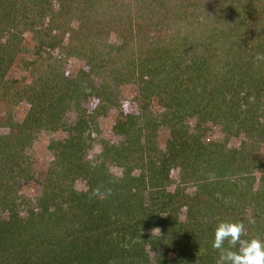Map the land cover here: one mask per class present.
Segmentation results:
<instances>
[{
    "label": "rangeland",
    "instance_id": "374dc122",
    "mask_svg": "<svg viewBox=\"0 0 264 264\" xmlns=\"http://www.w3.org/2000/svg\"><path fill=\"white\" fill-rule=\"evenodd\" d=\"M10 1L15 7H10V11L0 10V26H3L0 56H3V65L9 63L0 85V135L17 133L18 128L13 125L23 123L32 108L29 95L46 83L50 90L60 91L65 84L56 82L63 77L82 82L83 88H79L80 94L74 92L76 98L66 100L69 108H65L60 122L51 118V121L43 120L42 126L33 127V136L20 158L22 167L29 169L14 181L6 179L8 170L1 171L0 176L10 187L0 189V220L17 214L27 221L30 213L36 214L43 209L41 202L48 196L49 211L65 213L73 192L89 191L90 182L85 174L61 170L63 146L76 136L75 161L82 165L102 164L96 175L109 178L107 185H112L113 178L128 179L121 189L114 192L110 187L108 193L113 196L118 193L122 201L128 198L126 190L131 188V203L137 206L143 200L142 207H147L146 210L138 207L141 213L133 220L125 215V223L117 227L126 247L136 245L127 253L129 264H141L145 256L155 262L163 253V260L175 259L177 251L173 247L177 235L190 234L193 241L199 235L197 229L203 230L201 226H205L206 231L210 225L212 218H205L208 221L199 225L188 212L197 194L204 197L210 191L224 198L225 207L221 211L225 214L226 207H238L234 219L242 222L245 230L250 229L251 238L264 239L263 232L261 236L258 234L259 224L264 223L262 168L257 167L249 174L229 168L225 178L239 182L238 187L234 184L214 190L211 186L204 190L199 189L195 181L184 182L185 173L191 169H185L181 157L188 155L189 150L178 157L175 147L176 156H171L174 143L179 141L175 129L181 135L186 133L192 144L197 142L194 141L196 136L198 143H217L228 152L247 149L254 143H250L243 132L235 135L232 130L230 134L231 125L217 115L219 112L212 113L210 118L208 114L209 119L205 121L200 120L198 114L194 116L192 109L196 101L190 102L186 97L176 114L184 115V125L173 128L177 101L170 99L174 97L170 95L174 89L184 91L185 86L180 83L190 75L184 62V65L196 67L206 58L212 68L223 66V70L228 71L231 64L221 63L219 58L222 55L225 59L232 44L234 49H241L236 59L242 55L244 60H252L246 56V49L242 52L243 46L249 51L252 44L258 46L256 58H264V45L261 44L264 0ZM7 14H11L9 19ZM178 65L182 66L181 71H173ZM174 76L178 85L170 81ZM247 81V76L236 78L234 88L237 87L240 97L256 103L252 90L251 95L246 92ZM218 83L220 87L223 85L222 81ZM196 86L201 89L200 84ZM262 99L264 103V97ZM241 101L246 102L245 99ZM258 114L264 124V106ZM127 126H131L129 132H123ZM73 128L75 130H70ZM251 153L263 162L264 142ZM164 157L167 158L163 167ZM191 158L194 157L191 155ZM202 163L198 164V174L207 177L208 182L217 180L218 169L205 163L201 166ZM150 167L157 172L154 179H151ZM246 175L254 179L238 181ZM153 183H161V187L155 188ZM163 191L175 194L166 206H162L167 200ZM257 191L261 194L255 197ZM102 195L104 197L105 193ZM4 197L8 199L6 205ZM175 215L186 225L180 229L182 232L173 230L167 237L168 244H162L159 250H153L148 242L142 243L144 239L134 235L136 228L140 233L162 235L164 230L156 224L157 220L168 216L175 218ZM249 218L255 222L249 223ZM49 236L50 241L56 242L55 235ZM246 237L244 234L242 238H250Z\"/></svg>",
    "mask_w": 264,
    "mask_h": 264
},
{
    "label": "trees",
    "instance_id": "16d2710c",
    "mask_svg": "<svg viewBox=\"0 0 264 264\" xmlns=\"http://www.w3.org/2000/svg\"><path fill=\"white\" fill-rule=\"evenodd\" d=\"M35 1L37 2L40 0ZM8 6L9 8L6 9ZM0 7V10L10 11V7H15V3L10 0H1ZM8 15L10 16L11 14H7V16ZM9 16L7 17L8 19L10 18ZM0 29H3V26H0ZM261 44L264 45V38ZM243 48L242 52L246 49V56L252 57V60L248 59L246 61L242 55L238 57L239 60L236 59L238 55L237 51L241 49L235 47V50L233 44L230 46L229 50L227 49V56L224 57L225 59H222L223 57L220 54L221 57L219 61L221 63L223 62L226 65L231 64V68L228 71H224L223 66H221V69H215L216 67L212 68L208 63L209 60L206 58L201 62V65L196 67L184 65V62L183 66L190 69V75L184 78L183 82L180 83V86H185L184 91H175L174 89V93H170V95H174V97H170V99L174 102L177 101V106L174 111L175 118L177 119L175 124L172 125L173 128H176L178 124H183V120H185L184 115L176 114L183 104L182 100L186 97L190 102H192L193 99L196 101L192 109V114L194 116L198 114V116H201L200 120L205 121L208 114L210 118L212 113L219 112L217 115L222 117L224 122L231 125V127H229L230 134L232 130L235 135L243 132L249 142L254 143V145H251V147L247 149H233L228 152L217 143H211L209 145L200 144L196 136L194 137V141L197 142L192 144V142H189L188 138H186V133L181 135L175 129L178 136L177 140L179 141L177 144L174 143L172 150H174L175 147L178 148V157L184 155V150H189L188 155L181 157L185 161V169H191L190 172L187 171L185 173L186 179L184 182L195 181L199 189L203 188L205 190L212 186V189L218 190L221 187L234 184L238 187L239 182H232L229 178H225L224 175L225 172L232 167L239 170L237 172L248 174L252 173L257 167L262 168V172L264 171V160L260 162V160H257L251 153L258 144L264 142V124L260 121L258 114L259 109L264 106L262 99V97H264V58H256L254 54L256 50H258V46L256 47L254 44L249 48L250 53L247 48L244 46ZM2 59L3 56H0V85L2 84L5 69L9 65V63L8 65H3ZM218 65L220 64L218 63ZM177 69L181 71L182 66L178 65L172 70L175 71ZM243 75L248 78L246 92L251 95L250 90H252V95L255 94L253 99H257L256 103L251 101L248 102L247 97H240L239 92L236 91L237 87L234 88V80L244 77ZM218 80L223 83L221 87L219 86ZM51 81L54 82L53 79H51ZM170 81L178 85V83H175V76L171 77ZM47 82H49V80H47ZM56 84L63 86L65 84L64 89L61 88L60 91H57L59 93L57 97H55L57 92L48 88V83L39 90H32V95L28 97L32 102V108L25 121L13 125V127L18 128L17 133L0 135V174L1 171L8 170L6 179L14 181L21 173L23 174L29 169V167H22L20 158L23 156L22 151L33 136V127L37 126L38 128L42 126L40 124L44 122L43 120L51 121V118L60 122L59 120L62 118L65 108L67 106L69 108L66 100L75 97L74 92L77 91L79 93V88H83L82 82L70 80L69 78L63 79V77L58 83L56 82ZM196 84L201 85L200 90ZM71 85L73 88L70 89ZM249 87H251V89ZM175 98H177V100H175ZM242 99L246 100L245 104L241 101ZM178 127L180 126L178 125ZM130 128L131 126H127L123 132L128 133ZM70 130L75 129L73 128ZM75 139L76 136H73L71 140L67 141L63 146L64 151L61 156L64 163L59 160L62 165L61 170L64 172H66V170H77L76 172L83 175L85 174V177H87L90 182L89 191L79 194L73 192L72 197L69 199V203H67L68 210L65 213L50 212V198H48V196L43 199V203L41 202L43 209L36 214L30 213L27 221H23L17 214H13L8 220H0V264H112L114 261L115 264H129V262H126L127 253L136 245L132 244L126 247V241L123 236H120L117 227L123 222L125 223V215H129V220H133L136 218L137 214L141 213V210H146L147 207H142L143 200H140L137 206L131 203L129 199V197L133 195L130 194L132 192L131 188L126 190L129 194L128 198L122 201L117 195L118 193L116 196H113L112 193H108L110 187L114 192L121 189L122 185L128 183V179L113 178L112 185H107L109 178L104 177L102 174L100 176L96 175L101 171L102 164L92 166L77 163L74 159ZM142 146L143 144L141 148ZM175 150L174 154H171L172 157L176 156ZM191 155L194 158H191ZM199 157H203V159ZM166 158L167 157L163 158V167L165 166ZM187 159L190 160V162H187ZM200 162L205 163L206 166L218 169L217 173H215L217 180L215 179L212 182H208L206 180L207 177L198 174V164ZM203 163L201 166L204 165ZM150 170L153 172L151 179H154L157 172L152 169V167H150ZM248 176L246 175L241 179L239 178L238 181L243 179L248 181L254 179ZM120 181L124 183H120ZM261 181L264 185V174L261 177ZM153 185L155 188L161 187V183H153ZM2 187L10 186L6 183L5 178L3 181L0 176V189H2ZM94 190H98L96 194H94ZM103 192L105 193L104 197L102 195ZM163 192L167 200H165L162 206H166L171 203L175 194ZM260 194L261 192L257 191L255 197ZM199 196L200 194H197L196 197H194L196 198V202L193 206L189 207L188 212L189 216L193 217L194 221L199 225L202 224V221H208L205 220V218H212L209 219L212 221L206 228V231L205 226H201L203 230L197 229L199 235L198 237L195 236L196 238L193 239V241L190 240V234L185 233L181 236L177 235V237H175L176 244L174 243L173 247L174 250L177 251L175 259L170 258L163 260V256H165V253H163V255H158V259L155 262H151V260L145 256L141 264H217L220 251L211 247L214 230L221 221L236 222L234 219L235 216L233 215L237 212L238 207L236 205L226 207L225 210L228 211L227 214H225V212L221 211V209L225 207L224 198L215 195L214 191H210L207 196ZM7 201L8 199L4 197L3 204L6 205ZM51 201H53V199H51ZM1 202L0 199V203ZM138 207L142 209L138 210ZM226 215L228 216L227 218ZM137 220H139V218H137ZM156 224L163 228L164 232L162 235L140 233L141 230L137 228L134 232L137 238L144 239L142 243L148 242L155 251L159 250L162 244H168L166 242L168 239L167 237L173 233V230H175L176 233L186 225L180 221L176 215L175 218L171 216L159 218ZM97 231L99 232L97 233ZM180 232H182V230H180ZM258 232L259 235L261 232L264 233V223L259 224ZM49 234L55 235L53 239H55L56 242L50 241L51 236H49ZM244 234L250 237V229H246ZM82 238L83 241L81 242ZM65 241H69V244H66ZM138 242L139 241H135V243ZM191 243H194L192 248L190 247ZM224 247H228L227 242ZM38 258H40L39 260L42 263L37 261Z\"/></svg>",
    "mask_w": 264,
    "mask_h": 264
},
{
    "label": "clouds",
    "instance_id": "9594fccd",
    "mask_svg": "<svg viewBox=\"0 0 264 264\" xmlns=\"http://www.w3.org/2000/svg\"><path fill=\"white\" fill-rule=\"evenodd\" d=\"M98 190H94L96 194ZM249 223H254L249 218ZM242 222L221 221L214 230L211 247L219 250L217 264H264V239L242 238ZM227 242L228 247H224Z\"/></svg>",
    "mask_w": 264,
    "mask_h": 264
}]
</instances>
